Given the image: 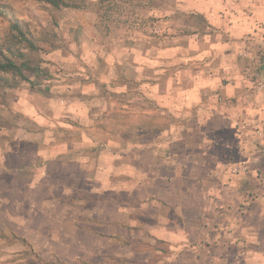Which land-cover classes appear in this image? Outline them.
<instances>
[{
	"label": "rangeland",
	"instance_id": "rangeland-1",
	"mask_svg": "<svg viewBox=\"0 0 264 264\" xmlns=\"http://www.w3.org/2000/svg\"><path fill=\"white\" fill-rule=\"evenodd\" d=\"M83 3L85 7L82 9H55L33 0H0V45L4 51L2 57L12 60L29 81L26 83L15 75L0 73V157L5 154L9 159L10 152L25 149L26 141L23 140V135L26 131L33 134L42 133L37 121L44 119L43 123H47L44 132L50 133L56 120L67 114L69 112L67 109L71 105L82 101L99 100L102 105L108 102L114 109L116 108L115 111L118 108L123 110L125 108L122 106L133 103L135 108L140 109L138 112L140 125L147 121V111L151 112L152 120L158 123L155 128L149 130L150 135H163L168 119L170 124H174L170 130L172 133L181 131L182 123H178L181 119L170 114H162V110L147 98L143 88L148 83L152 85L160 83L166 76L172 79L173 74L178 76V70L184 67L183 63L188 62L184 60V56L199 49L196 42H191L189 46L187 39L197 40V36L194 35H197L201 18L198 19L196 13L191 14L188 9L200 6L202 0H83ZM15 23L28 42L22 41L11 28L10 25ZM208 31L214 32L212 29ZM258 47L262 54L264 45L261 43ZM178 55L182 59L178 58ZM232 59L236 66L237 61L235 58ZM110 115L115 116L117 112ZM95 116L92 114V121L98 124L99 117ZM122 121L124 124L125 120ZM126 123L129 126L128 120ZM209 128L210 125L205 126L203 130ZM57 129L64 133L62 127L58 126ZM129 129L128 131L125 129L123 135H133L132 129ZM75 132L79 130H74L73 133ZM171 132L168 133L165 143H156L171 145ZM52 134H47L46 137L49 139ZM211 141L210 145H214L213 138ZM174 144L175 142L172 144L173 148ZM225 147L229 154L236 150L234 146L231 148L230 143ZM135 150L133 147L130 151L124 152L122 147L119 151L127 158L122 161L124 183L128 186L133 181L130 173L133 165L135 168L139 167L140 171H146L144 168L146 160L149 163L152 161L144 151L140 153ZM90 155L92 158L98 156L94 151L90 152ZM138 162L143 167H140ZM127 164H132L131 168H126ZM204 166L206 173L198 179L196 185L189 186L194 190L192 192L188 190L186 195L175 190L183 185L180 179H170L173 176L171 173H163L157 183L160 192L140 188L138 196L140 205L134 210L135 207L127 205L129 200L125 196L123 198L121 196L120 200L124 201L120 205L100 206L95 192L80 191L73 196L71 206L77 210L62 209L64 215L74 213L76 231L73 235L72 232H65L53 241L49 239L48 233L43 232V236L39 235L34 241L39 255L33 252L30 244L26 242V245L21 241L24 238L9 231L1 232L0 237L6 242L5 253L12 254V258L8 259V255L6 258L2 255L0 262L14 259L24 260L27 264L259 262L256 259L252 261L251 257L244 259L242 255L243 253L247 255V251L252 253L264 249V223H254L256 230L261 229V237H258V240L260 239L262 243L259 245L254 243L243 249L241 246L229 245V242H224L220 238L219 245H214L215 231L224 232L231 229L222 226L224 219H220L219 226L214 221V212H217V216L225 217L222 215L223 212L232 211L238 214L240 219L243 215L242 203H249L264 192V189L259 188L260 184L264 183V172L257 171L253 174L248 183H254L255 188L248 189L244 194L238 191L241 183L237 171L230 173L222 165L214 174L211 172L214 169V160L208 159L204 160ZM92 174L94 178L103 180L111 177L110 175L104 178L95 177V174ZM139 177L144 178L145 175L139 172ZM218 177H221V182L224 183H227L229 177H233L231 185L239 184V187L227 194L223 188L221 193L214 192V180ZM0 180L5 182L3 175ZM170 181L176 186L172 187L173 193L170 192ZM110 193L106 195L108 199L112 196ZM217 196L222 200L219 202L221 204L217 205L219 207L214 208V199ZM117 209L122 213L120 216L116 212ZM99 212L107 217L101 220L103 227L97 226L96 218ZM159 214L164 221L156 217ZM116 219L122 220L117 221L120 225L117 233L121 231L122 235L113 239L109 236L111 232L107 225ZM62 226L66 229V226L60 223L61 230ZM80 242L84 245L78 247ZM52 249L57 251L58 258L51 253ZM240 249L245 251L242 253Z\"/></svg>",
	"mask_w": 264,
	"mask_h": 264
},
{
	"label": "crops",
	"instance_id": "crops-1",
	"mask_svg": "<svg viewBox=\"0 0 264 264\" xmlns=\"http://www.w3.org/2000/svg\"><path fill=\"white\" fill-rule=\"evenodd\" d=\"M197 7L188 9L191 14L196 13L198 19L201 18L197 35H194L197 40L190 38L187 43L191 46V42H196L199 49L184 56L188 62L183 63L185 65L178 70V76L173 74L176 83L174 78L166 76L160 83H148L143 88L147 98L162 110V114L181 119L178 122L182 123L181 131L172 133L170 130L174 124H170L168 119L163 135H150L149 130L158 125L152 120L151 112H146L147 121L140 125V109L135 108L133 103L115 111L111 103L102 105L99 100L71 105L67 109L69 112L52 125L54 130L51 127L50 133L44 132L47 129L44 119L37 121L42 133L26 131L23 135L26 148L10 152L9 159L5 154L0 157V179L3 175L5 180H0V233L9 231L24 238L21 241L30 244L33 252L39 254L34 241L39 235L43 236V232L48 233L53 241L65 232L75 233L74 213L64 215L62 209H74L71 208L73 196L80 191L95 192L100 206L120 205L124 201L120 200L121 196H125L129 200L127 205L135 207L134 210L140 205V188L160 192L157 183L163 173H171L173 176L170 179L181 180L184 186L175 188L177 192L182 195H186L188 190L192 192L194 189L189 186L196 185L206 173L205 159L214 160L211 171L214 174L222 165L230 173H239L241 188L239 184L231 185L233 177H229L227 183L221 182V177H218L214 180V192L221 193L223 188L227 194L239 187L238 191L246 194L245 191L255 188L254 183H248L249 179L257 171L264 172V50L261 54L258 47L261 43L264 45V0H202ZM208 29L214 32L210 33ZM232 58L238 63L236 66ZM186 79L189 81L184 82ZM112 112H117V115H110ZM92 114L96 115L95 118L99 117L98 124L92 121ZM122 120H125L124 124ZM208 125L210 128L203 130ZM58 126L63 128L64 133L58 131ZM129 128L133 135H123L124 130ZM74 130H79L75 132L77 135ZM170 132L174 148L172 144L165 147L156 143H165ZM47 134H52L49 139ZM212 138L214 145H210ZM229 143L231 148H236L232 154L225 147ZM121 144L124 152L134 147L135 151H144L152 158L151 163L146 160V171H140L134 165L131 168L132 164L125 165L131 168L133 181L130 186L124 183L122 160L127 158L119 153ZM92 151L98 156L92 158ZM139 172L145 177L138 178ZM92 173L95 177H111L97 179ZM260 185L259 188L264 189V183ZM169 186L173 193L172 187L176 186L171 181ZM108 192H112L110 199L106 197ZM220 200L218 196L214 199V208L221 204ZM241 207L243 215L240 219L232 211L223 212L225 217L214 212V221L219 226L220 219H224L222 226L231 228L224 232L215 231L214 245H219L220 239L243 249L262 243L258 240L261 229L256 230L254 223H264V192L257 199L242 203ZM101 212L96 218L98 227H103L101 220L107 218ZM116 212L118 216L122 214L118 209ZM156 217L162 218L161 214ZM117 221L122 222L116 219L107 225L111 232L109 236L113 239L122 235L121 231L117 233V228L120 229ZM60 223L66 229L62 226L61 230ZM5 244L0 237V256L6 258ZM82 245L84 243L80 242L78 247ZM243 249H240L242 253ZM51 253L58 258L57 251L52 249ZM11 255L7 258L11 259ZM243 255L244 259L251 257L252 261L259 260L254 264H264V249L252 253L247 251V255ZM2 262L0 264H27L17 259Z\"/></svg>",
	"mask_w": 264,
	"mask_h": 264
},
{
	"label": "trees",
	"instance_id": "trees-1",
	"mask_svg": "<svg viewBox=\"0 0 264 264\" xmlns=\"http://www.w3.org/2000/svg\"><path fill=\"white\" fill-rule=\"evenodd\" d=\"M33 1L49 5L55 9H61V8L82 9L85 7L83 0H33ZM10 26L14 31L17 32L19 37L22 38V41L28 42V39H26V37L21 33L17 23L11 24ZM30 46L34 48L33 45ZM3 52H4L3 48L0 45V73L15 75L21 81L29 83V81L25 78V76L22 74L20 69L15 65V63L12 60L6 57H2V54L4 55Z\"/></svg>",
	"mask_w": 264,
	"mask_h": 264
}]
</instances>
